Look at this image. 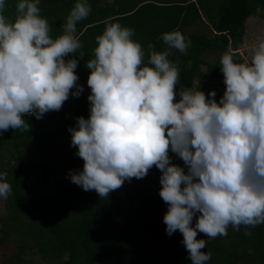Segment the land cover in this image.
<instances>
[{
    "label": "trees",
    "instance_id": "trees-1",
    "mask_svg": "<svg viewBox=\"0 0 264 264\" xmlns=\"http://www.w3.org/2000/svg\"><path fill=\"white\" fill-rule=\"evenodd\" d=\"M253 14L264 0H0V225L18 240L0 264L27 249L45 264H264V94L239 52ZM123 103L144 105L145 131L124 123L108 166L90 134ZM174 177L210 191L171 196Z\"/></svg>",
    "mask_w": 264,
    "mask_h": 264
},
{
    "label": "rangeland",
    "instance_id": "rangeland-1",
    "mask_svg": "<svg viewBox=\"0 0 264 264\" xmlns=\"http://www.w3.org/2000/svg\"><path fill=\"white\" fill-rule=\"evenodd\" d=\"M107 2H111L112 0H107ZM205 19V18H204ZM190 32L195 33H207V27L201 23L197 22L192 27L189 28ZM239 52L241 57L243 58V63L250 67V69L254 73V78L256 80L257 86L260 89V95L264 94V17H260L257 14H253L249 16L245 21V31L243 35V41L240 44ZM215 53L208 52L205 53L203 57L206 60H212ZM202 71L206 70L204 65L201 66ZM262 76V78H259ZM198 81V78L195 79V84ZM212 85L206 87V90H213L222 95L227 92V90L223 87H217L214 85L215 79L211 80ZM233 92V91H232ZM233 97L236 95L232 94ZM173 104H178V97L175 95L172 100ZM238 104V102L236 103ZM239 106L243 105L242 103L238 104ZM212 109L216 108L215 104H212ZM144 110V105H131L129 103H123L116 112V115L108 120H105L98 124L90 134V139H98L103 141L104 144L100 145L97 148V153L103 157H105V165H111L115 162H119L123 159L125 153L128 148L122 141L120 136L116 135V132L126 123L128 120H135L138 116H141L139 125H138V133H143L145 131V123L147 122V117L142 115ZM254 134L248 135L246 139L249 143L243 147V152L248 149L250 145L255 141ZM82 134L77 135L73 139H67L64 137H58L55 143L52 145L50 151V157L53 161H67L69 162L70 158H72L74 154L75 145H78L82 140ZM84 144V143H83ZM5 159L11 160L10 151H6L2 154ZM219 155L214 156L213 159L216 160ZM56 163V164H60ZM197 179L206 177V173H200L197 176H194ZM193 177V178H194ZM30 182H37L36 177L30 178ZM163 185L167 187L170 191V195L173 196L178 192H184L185 194H192L193 197L197 199H201L206 193L210 190L205 186L204 182H198L191 187L190 191H187L186 187H182L178 182L176 177L171 180L165 182ZM50 188H54V184L49 183ZM7 204V205H6ZM9 204L7 203V198L5 195L0 194V218L7 214L9 211ZM203 238L209 239L212 236V233L208 230L203 231ZM0 238L3 239L0 246V262L6 261L12 254L18 251L17 245L18 240H13L12 238H8L5 236V229L1 228L0 225ZM15 239V238H14ZM32 251V252H31ZM21 262L19 264H45L46 261L41 259L39 253H36L35 250L27 249L26 252L22 254Z\"/></svg>",
    "mask_w": 264,
    "mask_h": 264
},
{
    "label": "clouds",
    "instance_id": "clouds-1",
    "mask_svg": "<svg viewBox=\"0 0 264 264\" xmlns=\"http://www.w3.org/2000/svg\"><path fill=\"white\" fill-rule=\"evenodd\" d=\"M125 78H126V76H125ZM263 141H264V137H263Z\"/></svg>",
    "mask_w": 264,
    "mask_h": 264
}]
</instances>
